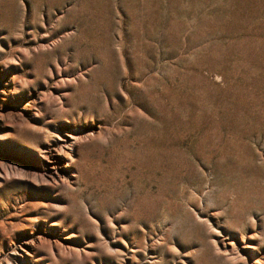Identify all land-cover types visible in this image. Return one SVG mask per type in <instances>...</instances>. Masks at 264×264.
Listing matches in <instances>:
<instances>
[{"label":"rangeland","instance_id":"obj_1","mask_svg":"<svg viewBox=\"0 0 264 264\" xmlns=\"http://www.w3.org/2000/svg\"><path fill=\"white\" fill-rule=\"evenodd\" d=\"M0 264H264V0H0Z\"/></svg>","mask_w":264,"mask_h":264}]
</instances>
